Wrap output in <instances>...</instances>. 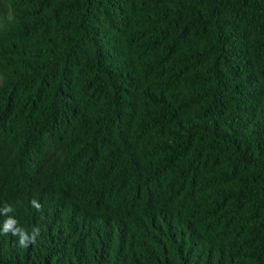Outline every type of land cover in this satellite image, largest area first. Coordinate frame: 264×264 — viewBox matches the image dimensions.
Masks as SVG:
<instances>
[{
  "label": "trees",
  "instance_id": "1",
  "mask_svg": "<svg viewBox=\"0 0 264 264\" xmlns=\"http://www.w3.org/2000/svg\"><path fill=\"white\" fill-rule=\"evenodd\" d=\"M6 204L0 264H264V0H0Z\"/></svg>",
  "mask_w": 264,
  "mask_h": 264
},
{
  "label": "clouds",
  "instance_id": "2",
  "mask_svg": "<svg viewBox=\"0 0 264 264\" xmlns=\"http://www.w3.org/2000/svg\"><path fill=\"white\" fill-rule=\"evenodd\" d=\"M30 203L37 212H42L43 206L39 201L33 199ZM12 212H14V209L11 205L6 204L0 208V215L7 217V219L3 221L2 226H0V235L11 234L16 237L18 246L21 248H27L30 245L35 244L37 238L41 235V229L35 227L32 229L31 233H29L26 229L19 226L17 219L10 215Z\"/></svg>",
  "mask_w": 264,
  "mask_h": 264
}]
</instances>
